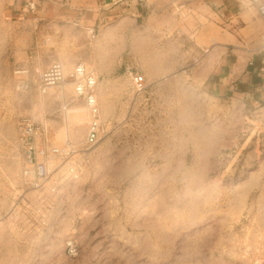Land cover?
<instances>
[{"label": "rangeland", "instance_id": "1", "mask_svg": "<svg viewBox=\"0 0 264 264\" xmlns=\"http://www.w3.org/2000/svg\"><path fill=\"white\" fill-rule=\"evenodd\" d=\"M191 1L108 6L81 22L45 14L79 0L0 1V264H264V111L203 83L205 47L184 33ZM53 61L61 91L19 88ZM78 63L97 78L100 116L85 152L88 115L67 78ZM25 119L37 145L76 146L47 161L38 189L21 174Z\"/></svg>", "mask_w": 264, "mask_h": 264}, {"label": "crops", "instance_id": "2", "mask_svg": "<svg viewBox=\"0 0 264 264\" xmlns=\"http://www.w3.org/2000/svg\"><path fill=\"white\" fill-rule=\"evenodd\" d=\"M90 1L79 0V5L72 9L50 5L45 14L55 19L74 16L81 22L91 12L95 14L108 6L117 12L122 8L142 10V6L152 3V0ZM187 5L192 9L188 10L184 33L193 47H208L198 68L203 83L217 98L236 99L264 111L263 20L243 0H192Z\"/></svg>", "mask_w": 264, "mask_h": 264}, {"label": "built area", "instance_id": "3", "mask_svg": "<svg viewBox=\"0 0 264 264\" xmlns=\"http://www.w3.org/2000/svg\"><path fill=\"white\" fill-rule=\"evenodd\" d=\"M248 6L255 9L257 15L264 22V0H244ZM34 4H30L33 10ZM208 49H201V53H207ZM26 72V71H25ZM69 85L73 91L74 98H80L84 108L87 111L88 121L85 136L83 139V151H87L95 145L98 140L100 129V116L95 95L97 78L95 74L86 68L84 64H75L68 74ZM66 74L62 63L58 61L51 62L47 68L38 72L34 78L25 79L19 84V88L30 91L34 90L39 94H47L50 90L59 89L60 91L66 84ZM131 81L136 90L144 87V80L140 74H133ZM61 114L66 117L69 109V99L63 92H60ZM18 143L22 149L23 167L22 177L33 188H41L47 178L48 160L65 161L71 153L76 152V146L67 140L62 147H45L37 145V141L42 135L39 126H36L31 120L25 119L19 124ZM72 170V168H70Z\"/></svg>", "mask_w": 264, "mask_h": 264}]
</instances>
